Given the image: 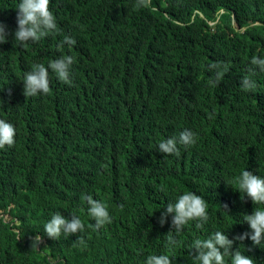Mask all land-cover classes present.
<instances>
[{
  "label": "trees",
  "instance_id": "1",
  "mask_svg": "<svg viewBox=\"0 0 264 264\" xmlns=\"http://www.w3.org/2000/svg\"><path fill=\"white\" fill-rule=\"evenodd\" d=\"M75 1L68 20L50 0L58 28L21 44L17 0H0V119L15 130L0 147V264H143L160 253L198 264L195 239H231L258 206L227 181L241 169L264 176V66L253 63L264 58V0ZM63 54L73 57L68 81L49 71L46 93L24 95L23 73ZM183 129L193 144L156 150ZM182 191L204 199L208 218L177 232L172 214L157 221ZM84 193L109 222L92 226ZM54 211L85 227L48 237ZM232 248L264 264V241Z\"/></svg>",
  "mask_w": 264,
  "mask_h": 264
},
{
  "label": "clouds",
  "instance_id": "2",
  "mask_svg": "<svg viewBox=\"0 0 264 264\" xmlns=\"http://www.w3.org/2000/svg\"><path fill=\"white\" fill-rule=\"evenodd\" d=\"M128 2L134 9L136 4L132 0H122ZM139 4H144V0H138ZM149 4L150 0H146ZM76 4L75 0H58L57 11L63 15L71 16L68 20H74L70 15V6ZM15 16V28L12 31V38L23 44L27 41H36L43 37L48 31L57 29V22L50 6V0H17ZM222 12V10H220ZM200 16L201 12L195 11ZM210 23H216L209 21ZM6 25L0 21V43L5 42L8 37ZM61 27V26H60ZM58 31V30H57ZM57 31H51L44 38L54 36ZM70 47L76 45L74 39L70 38ZM48 48V47H47ZM63 54L62 57L52 59L49 57L47 63H33L29 70L25 71L21 77L23 94L28 96L48 91L49 71L55 74L56 78L67 82L69 79V66L73 62V57ZM253 63L264 66V58H253ZM246 86H250L249 81H244ZM14 127L8 121L0 119V147L11 145L14 137ZM195 142V134L190 129L181 130L177 136L166 137L158 141L156 150L169 154L178 151L177 145H191ZM227 185L234 186L236 191L243 197H247L252 203L258 206L248 214H242L240 222L247 224V230L234 234L230 239L220 230L210 233L207 237L197 238L192 242L195 250L194 259L198 264H254L251 256L244 252L232 248L233 241H243L247 238L252 245H259L264 241V176L254 174L252 171L241 169L238 174L230 176ZM82 199L86 202V211L94 220V225L99 227L110 221L108 209L105 205L91 195L84 193ZM204 199L192 191H182L175 194L174 199L163 207V211L158 217V223L163 225L164 217L171 215V225L177 232L181 226L188 221L198 218L199 221H206L208 213ZM70 219L61 215L59 211H54L43 223V231L48 237H56L61 233L70 234L82 231L85 225L78 215L70 213ZM40 237H37L39 240ZM169 244H175L173 236L168 237ZM227 257V261H226ZM143 264H171L168 255L149 254L144 258Z\"/></svg>",
  "mask_w": 264,
  "mask_h": 264
}]
</instances>
